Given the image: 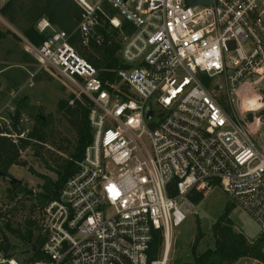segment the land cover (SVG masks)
<instances>
[{"label":"built area","instance_id":"2783aa9c","mask_svg":"<svg viewBox=\"0 0 264 264\" xmlns=\"http://www.w3.org/2000/svg\"><path fill=\"white\" fill-rule=\"evenodd\" d=\"M71 1L80 10L71 33L43 17L34 25L44 36L39 46L17 35L38 68L74 88L68 106L86 103L92 139L58 197L40 207L41 259H18L0 234V264H169L173 230L192 199L215 189L264 232V151L213 94L222 89L230 102L245 82L264 76V0ZM105 25L121 37L123 68L112 82L72 44L102 46Z\"/></svg>","mask_w":264,"mask_h":264},{"label":"rangeland","instance_id":"374dc122","mask_svg":"<svg viewBox=\"0 0 264 264\" xmlns=\"http://www.w3.org/2000/svg\"><path fill=\"white\" fill-rule=\"evenodd\" d=\"M17 34L23 36L21 29L0 16V126L5 127L13 135L11 139H17V135L10 131L13 124L11 116L21 99L27 103V111L21 108L17 124L21 132L31 130L36 116L42 119L52 117V124L47 131V141L38 150L39 155L27 149L21 154L23 165L12 167L9 171L10 177L20 182L19 187L9 193L11 190L9 184L0 178V214L6 213L4 216L11 227L23 230L27 218L36 224L42 221L40 207L35 206L30 211L27 209L21 214H16V217H11L10 211L19 204H25L28 208L30 201L20 189L32 193L39 192L42 185L40 176L55 180L56 174L52 170L67 158L68 154L63 150L70 147L67 146L68 143L73 144L74 133L57 112V103L69 100L74 95V88L50 67L38 68L28 54L25 43ZM213 94L217 100H222L230 107V114L234 113L246 122L256 145L264 151V76H254L245 82L231 97L230 102L224 97L222 89L217 88ZM59 147L63 149L59 150ZM227 204L228 197L221 190L215 189L194 205L184 224L173 230L169 264H180L190 260V245L196 238L197 227L202 238L196 252L200 254L208 248H213L211 226ZM229 219L233 231L242 234L249 242H253L262 233L255 221L238 207H233ZM0 234L12 242L13 250L23 252L27 249L24 243L4 227ZM237 264L262 263L242 259Z\"/></svg>","mask_w":264,"mask_h":264},{"label":"trees","instance_id":"16d2710c","mask_svg":"<svg viewBox=\"0 0 264 264\" xmlns=\"http://www.w3.org/2000/svg\"><path fill=\"white\" fill-rule=\"evenodd\" d=\"M79 15V8L71 0H8L0 14L10 24L20 28L23 37L34 46H39L44 40V36L39 35L34 29L35 23L40 18L45 17L58 29L71 33L77 25ZM100 35L103 39L102 46L91 44L89 48H84L76 39L72 40V44L76 51L97 70L103 81L112 82L116 71L123 68L117 54L120 49L121 37L118 32H110L106 25L100 30ZM201 81L205 86H209L210 80L206 77H202ZM219 103L226 112L230 113L229 106L227 107L222 100H219ZM26 104L24 99L19 100L16 111L11 116L13 124L10 131L17 135L16 140L7 137L11 134L5 127L0 126V176H10L9 171L12 167L22 166L24 162L21 160V154L27 149H31L35 155H39L38 150L47 141V131L52 124L51 116L45 117V119L36 116L35 124L31 130L26 132L22 130V137H18L14 121L16 120L18 124L21 108L23 111H27ZM88 110L86 103L80 101H75L72 107L68 106L67 101L57 103V112L61 114L73 131L74 142L72 145L68 143L67 146L70 147L63 150L67 152V158L52 170L56 174L55 180L39 175L42 179L39 192L32 193L20 189L30 201V205L28 208L25 204L14 206L10 211L11 217H16V214H21L27 209L30 211L35 206L43 207L58 197L64 182L76 170L75 162L81 159L84 149L91 142L92 135L89 128ZM61 149L63 148L59 147V150ZM45 165L48 167L46 163ZM200 199V197L193 198V204L196 205ZM233 207L230 203L227 204L222 214L211 226L213 248H208L200 254L196 252L198 243L202 238L197 227L196 238L190 245V260L180 264H235L241 259H251L264 264V232L253 242L247 241L242 234L235 233L229 219ZM4 228L26 245V250L23 252L18 251L19 254H16L18 259H23L29 263L41 259L39 249L42 246L43 239L34 221L27 218L25 228L20 230L17 227H11L7 220ZM4 239L6 238L4 237ZM159 246L160 240H155L150 250L151 259L158 256Z\"/></svg>","mask_w":264,"mask_h":264},{"label":"water","instance_id":"95a60500","mask_svg":"<svg viewBox=\"0 0 264 264\" xmlns=\"http://www.w3.org/2000/svg\"><path fill=\"white\" fill-rule=\"evenodd\" d=\"M184 4L186 7H195V6H201V5H212L213 4V0H184ZM146 117L148 120H151L152 119V113L149 109V107L147 108L146 110ZM14 126L17 130V134L18 135H21V130L18 128V125L16 123V120L14 121ZM0 178H2L3 180H5L9 186H10V192H13L15 191L19 185H20V182L10 176H0ZM3 225V224H2ZM9 249V243H6L4 248L2 249L3 253H7Z\"/></svg>","mask_w":264,"mask_h":264},{"label":"crops","instance_id":"0c3cea01","mask_svg":"<svg viewBox=\"0 0 264 264\" xmlns=\"http://www.w3.org/2000/svg\"><path fill=\"white\" fill-rule=\"evenodd\" d=\"M241 260H242V259H241ZM237 263H240V260H239ZM237 263H236V264H237Z\"/></svg>","mask_w":264,"mask_h":264}]
</instances>
